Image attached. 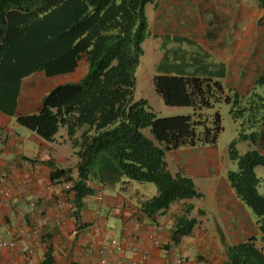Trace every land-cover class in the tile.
<instances>
[{"label":"trees","instance_id":"16d2710c","mask_svg":"<svg viewBox=\"0 0 264 264\" xmlns=\"http://www.w3.org/2000/svg\"><path fill=\"white\" fill-rule=\"evenodd\" d=\"M152 0H0V110L13 115L23 78L41 72L45 76L71 73L83 60L86 72L78 80L56 84L42 97L34 113L18 114V125L39 138L52 141L59 127L79 158L75 176L48 161L51 180L71 182L75 212L93 189L89 181L114 184L121 179L152 182L157 193L141 203L146 214L167 209L174 200L199 198L202 193L191 177L166 167L165 153L182 146L214 144L222 130L216 111L211 125L201 113L217 103L230 104L232 119L250 112V126L264 121V97L255 93L264 87V68L250 95L224 90L210 77L155 75L153 88L169 106H190L196 117L178 115L159 118L149 102L133 99L134 72L143 53L147 33L145 5ZM264 9V0H257ZM264 51V45H263ZM250 100V109L246 104ZM260 122V123H259ZM79 135L77 131L81 127ZM149 127L155 141L142 128ZM258 130V129H257ZM259 131L241 129L228 146L235 170L227 181L236 197L256 218L264 241L263 178L254 167L264 166V154L248 149L239 154L238 141L258 139ZM193 204L183 203L173 222V238L191 233L196 219L189 216ZM221 264H264V253L253 239L237 244L222 241Z\"/></svg>","mask_w":264,"mask_h":264},{"label":"crops","instance_id":"0c3cea01","mask_svg":"<svg viewBox=\"0 0 264 264\" xmlns=\"http://www.w3.org/2000/svg\"><path fill=\"white\" fill-rule=\"evenodd\" d=\"M244 2L157 0L154 30L147 19L148 33L157 38L160 52L155 75L210 77L224 90L247 96L264 68V24L256 25L264 14L257 0H251L248 9L243 8ZM188 11L192 14L186 21ZM232 13L245 21L231 29L227 17ZM47 84L41 72L23 78L15 113L0 110V237H17L15 247H0V264H115L116 253L111 251L105 254V263L100 262L98 249L106 242V232L138 249L126 253L124 264H221L223 240L233 245L253 239L264 253L256 218L230 187L229 157L218 152L216 142L165 153L167 169L191 177L202 193L199 198L174 200L167 209L146 214L142 201L157 193L151 185L127 179L114 184L94 180L89 181L92 193L84 196L75 212L73 191L64 189L62 179L51 180L47 162L75 176L79 158L74 153L77 158L67 166L62 157L52 154L55 136L52 141L43 140L15 121L16 115L39 109ZM258 131L252 149L264 154V121ZM205 195L212 199L207 207L200 202ZM183 203L193 204L189 216L196 223L190 234L175 239L174 217ZM21 246L30 252L21 253ZM180 256L182 263L177 262Z\"/></svg>","mask_w":264,"mask_h":264},{"label":"rangeland","instance_id":"374dc122","mask_svg":"<svg viewBox=\"0 0 264 264\" xmlns=\"http://www.w3.org/2000/svg\"><path fill=\"white\" fill-rule=\"evenodd\" d=\"M157 0H152L151 2H148L145 5V15L146 18L148 19V27L150 29H153L152 27V22L154 19V14H155V4H156ZM232 7L237 8L236 4H231ZM251 6V0H245V2L243 3V8L248 9V7ZM259 10L261 12H263L264 14V9L258 7ZM242 9V8H241ZM243 13H245V10H243ZM191 12H187L185 14V19L186 21L191 18ZM263 17V16H262ZM261 19L257 20L256 25L262 26L264 24V17ZM230 18L228 20L229 25L231 26L230 28H237L239 27L242 22H244L245 20H237V14L236 13H232L229 14ZM263 22V23H262ZM149 29H147V33L145 36V39L142 42V49H143V53L140 56V61L139 64L137 65L135 72H134V77H135V86H134V92H133V99L139 100L141 98L146 99L152 110L155 112L156 116L159 118H165V117H173V116H178V115H188L191 116V118H195L196 114L194 112V110L192 109V107L190 106H169L166 105L162 98L155 93L154 88H153V77L155 75V68L154 65L157 61V55L159 56V50H158V44L156 43V37H153L152 35H150ZM150 29V30H151ZM154 30V29H153ZM184 45L186 46L187 44L184 43ZM249 58V57H247ZM86 72V65L85 62L80 61L79 62V66L76 72L74 73H65V74H59V75H55V76H45L43 75V79L48 83L46 86L47 91L43 92H49L53 87H51V85H56V84H60V83H64V82H73L78 80V78L82 77L83 74ZM79 76V77H77ZM254 92L263 96L264 97V87L263 86H259L256 85L254 86ZM49 90V91H48ZM225 91L227 92V89H225ZM251 92V91H250ZM249 92V93H250ZM46 93V94H47ZM248 93V95H250ZM45 94V95H46ZM247 95V96H248ZM246 96V95H245ZM244 96V97H245ZM251 101L248 100V102L246 104H244L247 108L250 109V104L252 105L253 103H250ZM230 104L227 103H217L215 104L213 107H209V108H204L202 110V115L204 116V118L207 120V125H211L212 123V119H213V115L216 111H218L219 115H220V124L222 126V130L220 131L217 141H216V148L218 150V152H220L221 155L225 154L227 152V157H229L228 155V146L230 144V142L235 139L238 136V133L241 129H244L245 133L249 134L252 131H258V124H255L253 126H250L251 122V116L250 112L248 111L246 114V117L244 119H232L229 110H230ZM174 111L176 112H182V113H174ZM264 111V108L262 109V112ZM260 123V122H259ZM85 129L86 126L81 127V129H79L76 133V135H79L82 131V129ZM142 133L149 136L150 139L154 142L155 139L152 136V134L149 131V127H144L142 128ZM54 143H53V147H55L54 145H56V150H54V153H52L55 157L56 156H60L63 158V162L67 165L70 166L73 164V161L77 158L76 155L74 154V148L72 147L71 143L69 142L67 133H66V128L61 126L58 129V132L55 134V139H54ZM254 143L256 144L257 141L255 142H251L250 140H245V141H238L236 143V149L237 152L239 154H243L244 152H246V150L253 148ZM227 168H229L230 170H235L236 169V162L231 160L230 158H227ZM254 171L256 173L257 176L263 178V181L261 182V184L258 187V190L260 193H264V166L258 165L254 167ZM145 184H149L151 185V187L156 189V186L152 183V182H143ZM202 200H200L201 204L203 207H207L208 205H211V197L209 195H205L204 197L201 198ZM209 218L212 219V214L210 213Z\"/></svg>","mask_w":264,"mask_h":264},{"label":"built area","instance_id":"2783aa9c","mask_svg":"<svg viewBox=\"0 0 264 264\" xmlns=\"http://www.w3.org/2000/svg\"><path fill=\"white\" fill-rule=\"evenodd\" d=\"M63 187L64 189H69L71 187V182L69 181L64 182ZM1 192L5 195L7 194V191L5 190H1ZM94 226L96 227L95 229H97V225L94 224ZM105 237H106L105 244L98 249V254L101 257L100 259L101 263H105V254L108 251L116 253L115 264H124V259H125V255L127 252H130L133 254L138 252V249L135 246L125 245L122 239L120 238H112V236L110 235V232H106ZM91 242L93 243V241ZM155 243L158 244L159 243L158 240H156ZM16 245H17V237H12L10 239H2L0 237V247L1 248L2 247L12 248V247H15ZM19 250L21 253L30 252V249L24 246H21ZM182 260H183V257L180 256L177 259V262L182 263Z\"/></svg>","mask_w":264,"mask_h":264}]
</instances>
